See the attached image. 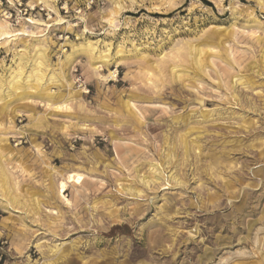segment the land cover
Masks as SVG:
<instances>
[{"label": "rangeland", "instance_id": "rangeland-1", "mask_svg": "<svg viewBox=\"0 0 264 264\" xmlns=\"http://www.w3.org/2000/svg\"><path fill=\"white\" fill-rule=\"evenodd\" d=\"M96 1L0 0V264H264V0Z\"/></svg>", "mask_w": 264, "mask_h": 264}, {"label": "trees", "instance_id": "trees-1", "mask_svg": "<svg viewBox=\"0 0 264 264\" xmlns=\"http://www.w3.org/2000/svg\"><path fill=\"white\" fill-rule=\"evenodd\" d=\"M203 3H205L206 5L211 6L212 4L207 1V0H201ZM131 233V230L129 228L128 225L123 224V225H113L108 232H106V235L108 236H114L115 234H125V235H129Z\"/></svg>", "mask_w": 264, "mask_h": 264}, {"label": "bare ground", "instance_id": "bare-ground-1", "mask_svg": "<svg viewBox=\"0 0 264 264\" xmlns=\"http://www.w3.org/2000/svg\"><path fill=\"white\" fill-rule=\"evenodd\" d=\"M32 21V20H31ZM1 22V21H0ZM33 22V21H32ZM2 23H0V36L2 37V38H10L12 35H15V34H11V33H9V31H7L6 30V28H5V26H3V24L1 25ZM13 38V37H12ZM3 176V175H2ZM0 177H1V175H0ZM4 178H5V176H4ZM4 180V179H3ZM80 180H81V176L80 175H76V176H72V175H69L68 176V181H74V182H76V183H78V182H80ZM66 183V182H65ZM65 183L62 181L61 183H60V189H61V192H62V190L64 189V187H65ZM2 188V187H1ZM2 190H3V188H2Z\"/></svg>", "mask_w": 264, "mask_h": 264}, {"label": "built area", "instance_id": "built-area-1", "mask_svg": "<svg viewBox=\"0 0 264 264\" xmlns=\"http://www.w3.org/2000/svg\"><path fill=\"white\" fill-rule=\"evenodd\" d=\"M96 2V0H83V4L86 8H91Z\"/></svg>", "mask_w": 264, "mask_h": 264}]
</instances>
